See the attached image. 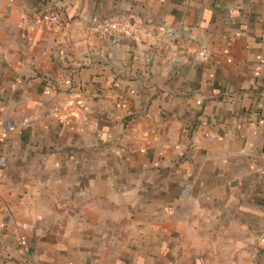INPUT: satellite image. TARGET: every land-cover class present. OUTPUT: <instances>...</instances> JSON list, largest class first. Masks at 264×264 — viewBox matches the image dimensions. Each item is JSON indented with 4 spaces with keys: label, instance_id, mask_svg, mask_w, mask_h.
<instances>
[{
    "label": "crops",
    "instance_id": "obj_1",
    "mask_svg": "<svg viewBox=\"0 0 264 264\" xmlns=\"http://www.w3.org/2000/svg\"><path fill=\"white\" fill-rule=\"evenodd\" d=\"M0 119V264H264V0H0Z\"/></svg>",
    "mask_w": 264,
    "mask_h": 264
},
{
    "label": "built area",
    "instance_id": "obj_2",
    "mask_svg": "<svg viewBox=\"0 0 264 264\" xmlns=\"http://www.w3.org/2000/svg\"><path fill=\"white\" fill-rule=\"evenodd\" d=\"M23 28L26 31H35L38 29H48L61 26L63 24L61 15L53 10H47L43 13L30 16H22ZM87 31L101 39H111L115 34L129 38L136 45L152 43L158 37H172L176 32L166 25H157L154 28L147 26L135 14H126L93 21L87 26ZM77 106L74 109H80ZM72 111V107L68 110ZM14 124L7 120L0 119V138L1 136L13 130ZM24 244V242H22Z\"/></svg>",
    "mask_w": 264,
    "mask_h": 264
}]
</instances>
